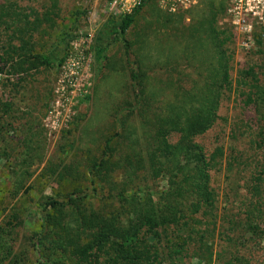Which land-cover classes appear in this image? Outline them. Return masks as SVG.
<instances>
[{
    "label": "trees",
    "instance_id": "16d2710c",
    "mask_svg": "<svg viewBox=\"0 0 264 264\" xmlns=\"http://www.w3.org/2000/svg\"><path fill=\"white\" fill-rule=\"evenodd\" d=\"M151 1L143 0L94 39L100 51L123 40L126 61L132 66L127 70L126 97L119 105V133L104 135L102 145L87 151L65 181L71 185L69 193L48 197L41 205L42 224L32 240L42 264H179L190 254L203 264H252L240 254L236 241H264L260 202L264 171L257 169L247 189L251 202L245 207L246 217L227 214V225H221L227 242L214 256L218 222L214 171L221 169L224 149L211 153L199 139L226 120L220 109L234 87L235 51L230 45L235 35L224 23L227 1L205 0L201 8L188 10L200 14L186 28L182 24L187 12L178 13L183 33L175 35L177 42L165 33L166 39L158 41L163 57L146 63L138 56L134 60L127 36ZM3 57L7 64L18 65L12 53ZM26 61L34 67H15V72L55 67L51 54H30ZM236 83L244 86L243 108L253 109L264 132V84L253 67L240 71ZM10 108L0 103V116ZM1 120L0 158L8 159L15 148L9 145ZM240 156H233L230 168ZM12 220L0 226V264L11 254L8 240L16 213Z\"/></svg>",
    "mask_w": 264,
    "mask_h": 264
},
{
    "label": "rangeland",
    "instance_id": "374dc122",
    "mask_svg": "<svg viewBox=\"0 0 264 264\" xmlns=\"http://www.w3.org/2000/svg\"><path fill=\"white\" fill-rule=\"evenodd\" d=\"M226 1L224 23L232 26L235 35L230 45L235 51L234 87L220 109L226 120L199 139L211 153L217 147L224 149L221 169L214 171L218 195L215 257L227 242L221 227L227 225V214L246 217L243 213L251 202L247 189L252 174L257 169L264 171V143L258 144L264 132L253 109L243 108L244 86L236 83L240 71L253 67L264 84V13L260 19L244 15L246 25L253 26L246 30L233 25L237 11L231 12L235 7ZM111 2L0 0V103L11 107L0 120L7 128L9 145L15 148L14 155L0 158V226L13 222V215H17L8 240L11 254L5 264H42L32 240L42 224L41 205L48 197L69 193L71 185L65 181L70 180L72 169L80 167L78 163L88 150L95 151L102 145L104 135L119 133V105L126 97L127 70L132 66L126 61L123 40L115 41L105 51L94 45L103 27L125 16ZM186 12L184 28L200 14ZM178 17L182 16L164 11L159 0L151 1L127 36L133 45L134 60L138 56L149 63L150 58H162L159 39L167 37L177 42L175 35L183 33ZM147 33H151L149 39ZM68 42L66 54L64 47ZM11 53L17 66L11 61L7 64L3 57ZM34 53L51 54L55 67L23 75L15 72L21 67L32 69L34 64L26 60ZM237 155L241 156L230 168L229 163ZM260 202L264 208V187ZM236 245L252 264H264V241L238 239ZM178 263L203 264L191 254Z\"/></svg>",
    "mask_w": 264,
    "mask_h": 264
},
{
    "label": "built area",
    "instance_id": "2783aa9c",
    "mask_svg": "<svg viewBox=\"0 0 264 264\" xmlns=\"http://www.w3.org/2000/svg\"><path fill=\"white\" fill-rule=\"evenodd\" d=\"M205 0H159L160 7L171 14L188 11L192 8L200 6ZM143 0H112L111 4L119 10V13L125 15L131 14L135 9L139 8ZM228 3L235 7L231 12L237 11L234 15L233 25L244 27L246 30H252V25H246V16H253L260 19L264 13V0H228ZM264 22V19L261 21ZM251 32V31H250ZM252 33V32H251ZM250 34L247 36L250 37Z\"/></svg>",
    "mask_w": 264,
    "mask_h": 264
}]
</instances>
